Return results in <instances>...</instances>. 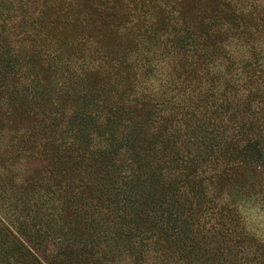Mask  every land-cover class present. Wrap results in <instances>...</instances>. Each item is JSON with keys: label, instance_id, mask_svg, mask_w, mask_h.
Returning a JSON list of instances; mask_svg holds the SVG:
<instances>
[{"label": "trees", "instance_id": "obj_1", "mask_svg": "<svg viewBox=\"0 0 264 264\" xmlns=\"http://www.w3.org/2000/svg\"><path fill=\"white\" fill-rule=\"evenodd\" d=\"M184 1L0 0V264H264L233 203L264 178V0Z\"/></svg>", "mask_w": 264, "mask_h": 264}, {"label": "rangeland", "instance_id": "obj_2", "mask_svg": "<svg viewBox=\"0 0 264 264\" xmlns=\"http://www.w3.org/2000/svg\"><path fill=\"white\" fill-rule=\"evenodd\" d=\"M203 1H209V0H203ZM189 6H190V2L186 0L182 4H178L175 11L178 14L180 12L184 14L188 10ZM150 23L152 26L159 27V28L163 26H167V25H163V23H161L158 20H153V21L151 20V22H148V24H145V26L149 25ZM263 33H264L263 31L256 32L255 41L262 40L261 38L264 35ZM228 48H229L230 54H236L237 51L235 50L237 49L235 47L229 46ZM262 62L264 63V61ZM95 63L98 65V62L95 61ZM260 70L264 71V66ZM248 73H249L248 68L246 67L241 68L235 64L234 66L230 67L228 71L225 70L224 76H226L227 79H230L234 83L239 82L240 84H242L243 79L247 77ZM111 76H116V75L112 73ZM158 78H160L159 73H157L155 77L149 76V77H146L145 79H146V82H149L152 85H156ZM261 82L264 85V80H261ZM127 86H128V83L126 82H123L122 84H120L121 88H125ZM229 98L232 102H237L240 100L239 98H241V96H239V98H236V99H234L232 96H229ZM227 108H231V107H227ZM251 109L254 111V114L257 115L256 117H258L259 120H262V118H264V92L262 95L256 94L253 97V104L251 105ZM44 110L45 112H49L47 108H45ZM230 112L232 111L227 110L226 114L221 115L222 118L219 119V122H223V124L227 126L236 125L238 123V120L237 118L235 119V117H230L228 115V113ZM34 123L35 121L33 120L24 122L26 126H31ZM30 156L32 158H35V155H30ZM46 166H47V163L45 161H42L41 163H39L37 159L35 160L31 159L26 164L27 171L24 173V175H29L28 177H30L35 173H39L41 175H44L45 173L47 174ZM262 167L264 168V162H262ZM18 173H21V171L19 170ZM19 176L22 179L28 178V177L25 178L24 176L20 174ZM42 177L44 179H47V175L42 176ZM81 192L86 193L88 197V201L91 202L92 204H95V207L93 206V210L95 211L96 214L106 217L107 220L110 219L111 210L106 205H104L102 201L99 200L100 202H98L94 198V196L91 195L93 193L92 191H88L86 188V191L82 190ZM228 194H229V191H227L226 189V191L223 192L222 198L220 200H217V202H215L216 205H213L216 208H213L212 204L209 205L211 206V208L210 210H208L207 214L209 215L213 213H222L224 211L222 207L224 205L226 206L229 203L227 201ZM230 200H231V197H230ZM233 203H234V208L238 212L240 222L242 226L244 227V230L247 233L248 237L253 236L255 240L259 241L260 243H264V178L262 177L257 178L254 188L252 189V191H250V193H245L244 191H242V189L238 190L237 195H236V200H234ZM203 220H208V219L206 216H204ZM256 249L261 250L260 248H257V247ZM215 250L216 248L213 247L212 253H215L216 252ZM128 264H141V263L132 262V259L131 260L129 259Z\"/></svg>", "mask_w": 264, "mask_h": 264}]
</instances>
